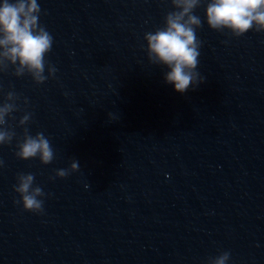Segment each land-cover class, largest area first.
Returning <instances> with one entry per match:
<instances>
[{
	"label": "clouds",
	"instance_id": "clouds-1",
	"mask_svg": "<svg viewBox=\"0 0 264 264\" xmlns=\"http://www.w3.org/2000/svg\"><path fill=\"white\" fill-rule=\"evenodd\" d=\"M172 11L164 17L163 27L155 32L145 33L149 61L154 65L166 66L169 71L164 79L173 85L178 93H185L189 87L195 88L204 81L196 72L199 63L201 42L196 30L202 26L199 16L194 14L203 0H170ZM41 9L37 0H3L0 3V71L14 67L17 77L29 74L37 83H43L45 56L51 51L53 38L39 24ZM207 25L217 31L229 30L239 37L250 30L264 31V0H207L205 8ZM56 68L48 65V75L53 76ZM19 97L9 92L6 100L0 103V145L10 144L16 133L7 126V118L17 111L16 100ZM31 113L19 120L26 125ZM16 156L22 160L39 158L44 165L51 163L54 152L50 141L42 132L35 136L24 129L22 140L17 143ZM2 163V162H0ZM80 168L73 160L68 169L56 171V176L64 178ZM34 175L19 173L14 191L19 194L23 209L37 214L43 213L45 193L34 185ZM229 252H223L210 260V264H227Z\"/></svg>",
	"mask_w": 264,
	"mask_h": 264
}]
</instances>
